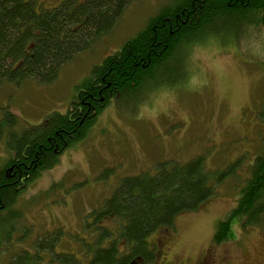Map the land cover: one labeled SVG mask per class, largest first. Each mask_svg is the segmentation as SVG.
Segmentation results:
<instances>
[{"label":"rangeland","instance_id":"1","mask_svg":"<svg viewBox=\"0 0 264 264\" xmlns=\"http://www.w3.org/2000/svg\"><path fill=\"white\" fill-rule=\"evenodd\" d=\"M36 1L50 7L60 0ZM167 2L133 0L107 35L64 64L55 81L31 79L19 86H0V106L19 116V130L39 124L49 114L64 113L91 69L144 28ZM177 58V74H158L155 84L108 101L88 134L65 147L53 165L18 194L8 215L21 225L19 240L12 243L15 248L20 244L31 248L57 225L64 228L59 235L64 242L59 244V239L55 249L83 248L92 235L82 224L93 217V210L119 180L143 171L154 173L159 165L169 166L168 161L184 163L201 156L205 167L215 170L237 159L246 173L264 145V30L218 22ZM11 154L0 139V167ZM235 184L233 178L217 184L215 196L199 209L180 214L175 220L177 232L158 243L164 253L174 249L185 264L208 255L215 264H264V223L246 229L231 223L236 240L213 239L216 222L236 203ZM29 230L30 242L24 243L21 238ZM10 255L1 252L0 264H6Z\"/></svg>","mask_w":264,"mask_h":264},{"label":"trees","instance_id":"2","mask_svg":"<svg viewBox=\"0 0 264 264\" xmlns=\"http://www.w3.org/2000/svg\"><path fill=\"white\" fill-rule=\"evenodd\" d=\"M132 1L60 0L44 7L36 0H0V86L55 81L64 64L107 35ZM159 9L144 28L91 69L64 113L49 114L19 130V116L0 106V139L12 151L0 167V253H11L6 264H130L138 256L149 260L152 235L174 226L180 214L199 209L215 196L216 185L229 178L236 181V203L216 222L214 241L236 240L231 223L245 229L264 223L263 145L246 173L237 159L209 170L197 156L184 163L168 161L169 166L159 165L154 173L121 178L82 224L92 239L86 238L75 252L55 249L64 229L60 225L48 228L31 248L12 244L19 240L21 225L8 215L18 194L51 167L65 147L88 134L108 101L155 84L158 74L176 73L178 54L201 41L218 22L264 30V0H168ZM23 234L21 239L29 243L30 230Z\"/></svg>","mask_w":264,"mask_h":264},{"label":"flooded vegetation","instance_id":"3","mask_svg":"<svg viewBox=\"0 0 264 264\" xmlns=\"http://www.w3.org/2000/svg\"><path fill=\"white\" fill-rule=\"evenodd\" d=\"M176 230L177 228L174 225L172 227L163 228L162 230L157 231V234L149 241L152 247V249L150 250L152 258L148 260L142 256H138L135 259L131 260L130 264H185V259L179 260V252H176L174 249H171V252L168 250L166 253H164V250L160 248L158 244L159 242L162 243L165 239L169 240V238L177 232ZM210 256L211 255H208L206 259L202 261L201 257H199V259L197 257L194 259L192 264H203L204 261L205 264H215V260H213V258H211L212 256ZM186 258V260H189L190 262V258ZM175 259H177L178 263H175Z\"/></svg>","mask_w":264,"mask_h":264}]
</instances>
